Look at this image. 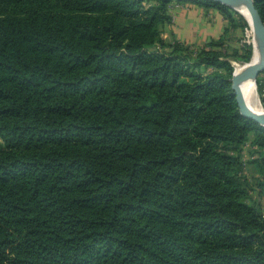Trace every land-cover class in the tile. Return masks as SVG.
I'll return each mask as SVG.
<instances>
[{
    "label": "trees",
    "instance_id": "1",
    "mask_svg": "<svg viewBox=\"0 0 264 264\" xmlns=\"http://www.w3.org/2000/svg\"><path fill=\"white\" fill-rule=\"evenodd\" d=\"M152 1L0 0V264H264L229 58L252 45L193 56Z\"/></svg>",
    "mask_w": 264,
    "mask_h": 264
},
{
    "label": "crops",
    "instance_id": "2",
    "mask_svg": "<svg viewBox=\"0 0 264 264\" xmlns=\"http://www.w3.org/2000/svg\"><path fill=\"white\" fill-rule=\"evenodd\" d=\"M153 2L148 0L147 3ZM168 13L171 22L161 26V36L167 42L181 41L190 46L202 48L209 46L212 39L223 38V44L214 45L215 49L224 47L228 51L234 48L241 50L239 43L233 44L231 40L238 32V26L228 27V19L223 12L214 5H205L190 0H171L168 4Z\"/></svg>",
    "mask_w": 264,
    "mask_h": 264
},
{
    "label": "rangeland",
    "instance_id": "3",
    "mask_svg": "<svg viewBox=\"0 0 264 264\" xmlns=\"http://www.w3.org/2000/svg\"><path fill=\"white\" fill-rule=\"evenodd\" d=\"M234 11L233 16L239 23L238 25V32L234 34L233 39L231 42L233 44L238 45L241 48L246 42L251 43L252 45V53L248 60L240 59L234 56H230L231 62L233 63L234 70H235V64L236 63H243L248 62L251 60L254 48H253V34L251 30V26L246 19L244 15H242L237 9L233 8ZM190 46V45H189ZM190 50L192 52V55H196L197 51H199L198 47L190 46ZM212 66H202L201 71L205 73V71L212 69ZM263 85H264V72L260 73L256 78V90L258 93V97L261 103V106L264 108V94H263ZM252 138V134H251ZM0 143H2V140L0 138ZM263 149L258 148V146L251 144L250 142H246L241 150V158L244 162V168L243 171L248 177L249 183L251 185L250 193L252 196V199H254L256 202L260 203L261 209L264 213V168L261 166L263 154L261 151ZM259 184H262V186H259Z\"/></svg>",
    "mask_w": 264,
    "mask_h": 264
},
{
    "label": "water",
    "instance_id": "4",
    "mask_svg": "<svg viewBox=\"0 0 264 264\" xmlns=\"http://www.w3.org/2000/svg\"><path fill=\"white\" fill-rule=\"evenodd\" d=\"M220 3L227 4L236 9L238 5H244L249 14L250 20L248 21L253 31V48L258 47L259 60L255 62L249 61L240 71H233L231 77V87L234 91L235 98L242 115L255 120L260 125L264 126V110H255L251 108L243 94L242 83L252 77L255 81L257 76L264 72V19L256 6L255 0H214Z\"/></svg>",
    "mask_w": 264,
    "mask_h": 264
},
{
    "label": "bare ground",
    "instance_id": "5",
    "mask_svg": "<svg viewBox=\"0 0 264 264\" xmlns=\"http://www.w3.org/2000/svg\"><path fill=\"white\" fill-rule=\"evenodd\" d=\"M236 9L242 15H244L248 21H251L250 20L251 19L250 14L244 5H238L236 7ZM252 34H253V31H252ZM253 40H254V42L257 41L255 37H253ZM259 57H260V54H259L258 47H255L253 56H252L250 61L255 62V61L259 60ZM248 62L236 63L235 64V71L236 72L240 71ZM242 90H243V94L245 96V99L251 108H253L255 110H264V108L261 106V103H260V100L258 97V93L256 90V81L252 77L246 79L242 83Z\"/></svg>",
    "mask_w": 264,
    "mask_h": 264
},
{
    "label": "built area",
    "instance_id": "6",
    "mask_svg": "<svg viewBox=\"0 0 264 264\" xmlns=\"http://www.w3.org/2000/svg\"><path fill=\"white\" fill-rule=\"evenodd\" d=\"M263 94H264V85H263Z\"/></svg>",
    "mask_w": 264,
    "mask_h": 264
}]
</instances>
